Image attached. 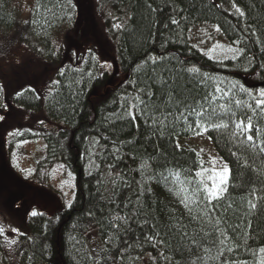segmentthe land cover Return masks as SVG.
Wrapping results in <instances>:
<instances>
[{"label": "trees", "instance_id": "1", "mask_svg": "<svg viewBox=\"0 0 264 264\" xmlns=\"http://www.w3.org/2000/svg\"><path fill=\"white\" fill-rule=\"evenodd\" d=\"M94 1L107 13L109 56L87 47L78 60L57 70V83H49L42 98L28 88L12 99L28 113L29 124L44 115L53 128H25L10 144L42 140L45 157L38 166L61 167L75 184L68 206L46 213L30 207L28 197L10 193L11 167L0 156V196L6 194L0 204L9 208L19 201L24 252L38 264H259L264 135L256 136L255 129H264V117L253 112L254 101L240 86L253 94L264 88V0ZM13 3L0 0V33L28 36L42 48L46 63L58 62L48 39L62 32L70 41L76 0H41L51 12H36L33 0L25 20ZM200 25L219 28L226 43L244 54L209 59L190 41ZM192 67L199 74L190 73ZM193 109L214 111L213 120L228 128H197L201 118ZM249 116L253 141L235 127ZM201 135L230 169L215 208L206 205L202 193L192 192L195 172L201 164L210 168L183 143Z\"/></svg>", "mask_w": 264, "mask_h": 264}, {"label": "rangeland", "instance_id": "2", "mask_svg": "<svg viewBox=\"0 0 264 264\" xmlns=\"http://www.w3.org/2000/svg\"><path fill=\"white\" fill-rule=\"evenodd\" d=\"M32 2L33 0H14L13 8L20 19L27 18ZM76 9L77 21L74 31H71L70 41L62 32L55 33L48 39L52 55L58 59V62L52 64L44 61L42 48L36 40L28 39V36L21 33H12L8 38L0 33V86L4 94V109L0 107V116L4 118L0 120V156L11 167V176L7 180L10 183V193L28 197L30 207L42 209L46 213H56L68 206L75 187L74 177L61 167L48 169L38 166L45 157V144L42 140L10 144L15 135L9 136V132L19 133L28 127L37 128L36 125L40 124L48 130L53 128L44 115H36L33 119L35 123L29 124L28 113L14 106L12 99L28 88L42 98L57 70L78 60L87 47H95L101 57L109 56L112 52V43L108 41L103 26L107 18L106 11L99 8L94 0H76ZM216 29L214 26L200 25L192 29L189 37L202 52L220 58L224 55L220 49L209 53V49L216 44L228 46ZM238 130L244 134L242 129ZM183 144L195 149L209 168H212L213 159L216 160L217 167L225 164L205 135L186 140ZM2 195L4 194H1L0 199L5 201L6 194ZM18 202H13L9 208L5 202L0 204V226L5 229L4 234L0 235V264H38L24 252L20 242L24 229L20 220L23 213L21 206H17ZM13 209L20 211L15 215ZM12 228L19 231L12 233Z\"/></svg>", "mask_w": 264, "mask_h": 264}, {"label": "snow or ice", "instance_id": "3", "mask_svg": "<svg viewBox=\"0 0 264 264\" xmlns=\"http://www.w3.org/2000/svg\"><path fill=\"white\" fill-rule=\"evenodd\" d=\"M71 3V0H69V4ZM235 6V5H233ZM43 8L45 11L51 12L52 8L49 7L47 4H42L41 0H37V6H36V12H39L40 9ZM236 11L240 13L241 16H243V12L240 11L239 8H236ZM172 23H177L176 20H173ZM116 27H119V25H116ZM216 31H219V28L216 29ZM235 43V42H233ZM216 49H220L224 54V58H229L227 54H232L230 57L231 59H239L243 54H244V49L243 48H233L231 45L225 46L221 44H216L212 48L209 49V53L214 52ZM209 59H212V56L209 55ZM218 63H223V59L218 60ZM188 71L193 74H199L200 70L198 68L192 67L189 68ZM63 75V73H61ZM57 81H52V84H56ZM237 86L235 84L232 85V88H236ZM240 91L245 92L249 97L252 98L254 101L255 107L253 109V112H256L259 110L258 114L262 117H264V88L258 89L255 94H253L252 91H249L248 89H245L243 86H240ZM216 92H222L223 95L228 96L229 92L224 91L223 89L217 87ZM19 95V93H18ZM139 100V97L136 98ZM143 102V101H141ZM236 105L240 106L241 101L236 100ZM138 105H134L133 107H137ZM251 107V105H249ZM143 111V109L141 110ZM192 112L194 113L195 116H198L201 118L199 122H197L196 127L197 128H203L204 131H208L209 127L213 129H221V128H228V124L224 123H217L213 120V117L216 116V113L213 111L211 113H207V110L205 112H200L197 111L196 109H193ZM207 113V120L205 119ZM128 114L130 116H133V119H135L131 109H129ZM4 119L2 116H0V120ZM235 127L237 129H242V132L246 135V139L248 141H253L254 136L251 133L253 131V120L252 117L249 116L247 119V123L244 121H241L239 123H236ZM18 132H9V136H14L18 135ZM255 134L256 136L264 135V129L257 128L255 129ZM28 141H24V143H27ZM179 147V145H177ZM261 152H264V148H261ZM212 168L210 169H205L203 168V165L201 164L200 170H197L195 172V177L198 178L196 181V186L192 189L193 195H196L197 193H202L203 194V200L206 202V205H211L212 208L217 207L218 202L223 198L224 193L226 192V185L228 184L229 181V176H230V169L227 164H223L221 167H217L216 160L213 159L211 161ZM208 173L207 178L205 179V174ZM216 202V203H214ZM182 203H185L187 206V198H185ZM231 207V205H229ZM252 208H255V204H251ZM33 216H36L38 213L36 211H33L31 213ZM19 230L16 228H12L11 232L12 233H17ZM5 232V229L3 226H0V235H3ZM228 251H232V249H228ZM259 253L261 254L262 257H264V247L259 248ZM223 255V253H221ZM222 264H241L239 261H228L224 260ZM259 264H264V258H262L259 261Z\"/></svg>", "mask_w": 264, "mask_h": 264}]
</instances>
